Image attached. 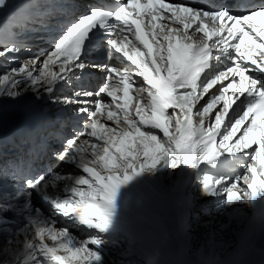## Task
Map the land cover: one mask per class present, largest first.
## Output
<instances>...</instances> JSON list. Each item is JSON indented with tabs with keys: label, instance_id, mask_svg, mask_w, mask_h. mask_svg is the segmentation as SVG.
<instances>
[{
	"label": "snow or ice",
	"instance_id": "snow-or-ice-1",
	"mask_svg": "<svg viewBox=\"0 0 264 264\" xmlns=\"http://www.w3.org/2000/svg\"><path fill=\"white\" fill-rule=\"evenodd\" d=\"M39 7L32 0L15 25L43 15ZM50 40V48L27 60H18L15 43L0 51L9 65H19L0 73V108L29 91L75 105L71 117L62 114L53 126L84 116L83 131L73 128L74 138L57 156L87 175H40L26 180L32 191L3 198L9 212L27 213V224L17 233L24 236L23 249L6 248L0 264H98L102 259L100 239L75 243L67 228H57L55 220L33 209V191L57 213H76L84 225L101 232L111 221L120 187L161 162L196 168L223 153L238 154L247 158V171L225 190L228 202L240 200V192L245 197L264 192V4L239 10L167 0L93 3L61 24ZM101 50L107 51L106 60L91 59ZM92 70L102 76L97 88L57 94L59 86ZM85 135L89 139L77 142ZM62 179L72 181L63 199L48 192ZM241 181L246 190L237 188ZM222 183L207 177L204 188L215 193ZM8 223L0 214V224Z\"/></svg>",
	"mask_w": 264,
	"mask_h": 264
},
{
	"label": "bare ground",
	"instance_id": "bare-ground-1",
	"mask_svg": "<svg viewBox=\"0 0 264 264\" xmlns=\"http://www.w3.org/2000/svg\"><path fill=\"white\" fill-rule=\"evenodd\" d=\"M36 2L40 6L39 11L41 13L46 12L47 17H43L42 15L37 16L34 19L27 21L21 27H18L17 25L14 26V22H8L7 26V33H9L10 31V35L12 36V38L16 39L19 37L22 38V41H27L29 44H33V46L28 47V49H34L38 45H43L40 39H43V42L47 41V37H45V35H43V33L41 32L42 26L45 25L48 29L54 28V19L57 17V11L53 8H48L53 5L52 0H41L39 2ZM0 21H2L1 18ZM39 32L41 33L39 34ZM0 33H2L1 30ZM44 47L46 48L49 46L45 45ZM19 58L20 60L28 59L22 58L20 56ZM8 64L9 62L7 61L4 63L3 67H0V73L4 72L7 69ZM25 107V103L11 102L7 106L0 109V137L1 131L3 129L12 126L19 119V117L24 114ZM83 137L84 139H89L86 135ZM79 140L80 139H78L77 142H79ZM92 142H95L94 138H92ZM255 147L256 146L254 145L253 148ZM8 148L9 152L16 151V149H13L12 146H8ZM64 150L65 149H61V153ZM248 151L250 153L252 149H248ZM247 163L248 160H246L244 163H241L239 168L235 171H232L226 175L224 174L222 178L223 180H225V182L222 185V189L219 191V195L215 198L210 199L206 204L191 211V209L193 208V204L191 203V199H189L185 214L187 217L189 215L190 216L184 221V225L187 226L183 231L185 243L181 245L182 251L178 250V258H180L179 264H242L243 261H246V264H264V248H261V245L259 244V239H261L264 234V226L261 223L263 218L262 216L264 215V195L259 194L252 197L253 204L251 205V196L245 197L243 192L238 193L241 197L240 200L233 201L231 203L228 202L227 196L225 194V190L229 186H231V184L238 176L246 174ZM43 165L45 169L43 171L45 177H48L49 173H56L60 176L81 175L77 172H71L65 175L59 174L57 168L62 166L61 163H50ZM180 165L181 175L179 177H182V174L185 173L188 179L193 177V173L196 175L199 174L200 177L203 178H206V176H208L207 168L201 169L196 167L194 168L196 170H194L190 166L188 167L182 162H180ZM154 170L155 168H150V174L152 176H154L155 173L160 172V170H157L156 172ZM173 175L174 172L172 171L171 178L173 177ZM157 179H161V177L159 176L157 177ZM157 179L155 178V180ZM60 181L61 180L55 181L54 189L57 188V185ZM145 181L148 186L151 185L148 179H145ZM125 186L127 187L126 193H124L122 189H120L118 192L115 201V210L113 213L114 219L116 218L115 215L118 208L125 209L126 212L123 216H137L144 211L143 206L139 203H136L137 200L130 198L129 193L133 190L131 189V186L127 184H125ZM173 187H177L176 183ZM237 188L246 190V187L242 181L237 184ZM149 201L150 200L147 199V202ZM161 202L162 200L156 201V203ZM34 206L37 205L35 204ZM160 210V205L151 204V208L148 213L154 220V223L157 216L156 213H159ZM74 214L79 217L78 214ZM46 218L55 220L57 228L64 227L67 228L68 231H75L76 233L74 234L69 231L70 235L76 237L74 241L75 243H79L82 242L83 239L90 238V236L80 232L75 222L71 223L70 219L66 217H61V215L56 216L54 215V213H50L47 214ZM139 219L140 218H129L128 222H131L132 220L138 221ZM141 221L142 222L140 226L145 227V221H143V219H141ZM26 224L27 223H23V226H21V228ZM220 226L221 229L219 228ZM202 229L205 230L202 231ZM201 232H203L202 236ZM125 234L128 236V238L121 237L119 238L118 242L126 239V243H128V248L131 250V252L137 254L138 256H141L138 251L139 248L143 245V241L140 236L132 231H125ZM21 237L24 242V236L21 235ZM104 241V239H101L102 243H105ZM175 245L176 243L173 241L172 247L175 248ZM120 247L116 244L115 249L103 248L105 252H107V250H110V252H107L108 256L111 260L114 261L115 264H119L117 260H119V255L121 254ZM100 252L101 251H99V253ZM124 254L125 256L121 258V260H123L125 264H132L133 262L134 264H144L140 259H130L126 251L124 252ZM170 255V253H168L167 255L163 254V257L167 258ZM162 264L166 263L163 261Z\"/></svg>",
	"mask_w": 264,
	"mask_h": 264
},
{
	"label": "rangeland",
	"instance_id": "rangeland-1",
	"mask_svg": "<svg viewBox=\"0 0 264 264\" xmlns=\"http://www.w3.org/2000/svg\"><path fill=\"white\" fill-rule=\"evenodd\" d=\"M132 182V180H129L127 183V185H129V186H131V188H132V185H130L129 183H131ZM193 206H194V204H193ZM125 209H121V208H118L117 209V211H116V215H115V219H117V220H120L122 217H123V215L125 214ZM220 229H221V226L219 227ZM218 228V229H219ZM205 229H202V231H204ZM217 231V230H216ZM203 235V232H201V236ZM119 247H120V252H121V254L119 255V260H117L118 261V263L119 264H125V262H123V260H121V258H123L124 256H125V254H124V252H123V246H126V239H123L121 242H115ZM120 244V245H119ZM115 245V244H114ZM98 251H101V252H103V253H105L107 256H105V255H103L101 252H100V254H101V257H102V259H101V262H98V264H115L114 263V261L113 260H111L110 259V257L108 256V253L107 252H110V250L108 251L107 250V252H105L104 250H103V248L102 249H98ZM107 259V260H106ZM109 260V261H108ZM132 264H134V262L132 263Z\"/></svg>",
	"mask_w": 264,
	"mask_h": 264
}]
</instances>
